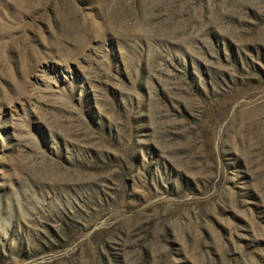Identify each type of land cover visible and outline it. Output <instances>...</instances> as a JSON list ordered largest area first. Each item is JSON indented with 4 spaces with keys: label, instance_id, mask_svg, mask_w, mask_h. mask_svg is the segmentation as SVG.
I'll use <instances>...</instances> for the list:
<instances>
[{
    "label": "rangeland",
    "instance_id": "374dc122",
    "mask_svg": "<svg viewBox=\"0 0 264 264\" xmlns=\"http://www.w3.org/2000/svg\"><path fill=\"white\" fill-rule=\"evenodd\" d=\"M0 264H264V0H0Z\"/></svg>",
    "mask_w": 264,
    "mask_h": 264
}]
</instances>
